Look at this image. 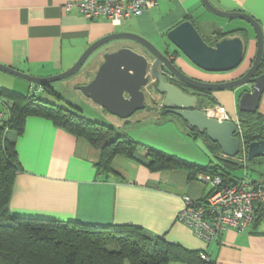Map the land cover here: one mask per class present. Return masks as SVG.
I'll use <instances>...</instances> for the list:
<instances>
[{
	"label": "crops",
	"instance_id": "0c3cea01",
	"mask_svg": "<svg viewBox=\"0 0 264 264\" xmlns=\"http://www.w3.org/2000/svg\"><path fill=\"white\" fill-rule=\"evenodd\" d=\"M68 1L72 0H0V64L33 76H51L72 66L86 47L97 39L125 31L139 34L161 50H166L168 57L188 76L217 83L243 75L256 50L250 26L211 13L200 0H159L152 9L122 19L119 24H112L105 17L85 18L75 8L66 11L64 5ZM209 1L219 9L241 11L254 17L260 25L264 44V0ZM185 20L193 23L206 43L217 31L241 34L246 40L245 53L249 57H243V64L241 62L229 71H206L195 66L166 38L170 29ZM122 46L142 52V48L129 39L107 43L96 49L85 66L69 78L70 85L75 88L87 83L101 63L103 52ZM167 75L171 83L181 88L180 84H176L177 79ZM8 76L22 81L15 83L9 79L12 86L5 88L0 84V88L21 93V86L18 85H23V81L29 84V89L37 87L25 79L11 74ZM248 89V85H241L205 92L192 90L200 98L198 108L204 110L206 106L202 105V95L197 91L212 97L214 103L210 107L222 105L232 118L238 119V99ZM147 99L154 104H145L142 109L145 114L156 119L160 116L165 122H175L166 117L168 114L165 111L162 112V97L159 94L152 93L146 96ZM262 100L264 102V95ZM8 102L0 94V121L8 115ZM98 108L104 114V109ZM258 108L255 113L264 117V107L262 110ZM180 122H175V125L178 126V134L185 140L183 152L194 153V140L198 137L189 133L182 119ZM205 142L210 154L206 157L201 155L204 162L184 158L175 152L167 153L200 165L220 163L221 155L209 145L210 141ZM15 149L21 170L15 175L3 215L13 213L60 221L140 227L181 247L205 251L218 264H264V233L259 229L264 217L250 223L243 232L229 228L210 243L196 237L187 225L176 220L178 212L184 207L183 195L201 199L209 192L210 188L202 181L201 173L189 178L182 169L152 172L136 159L122 155L112 159L111 171H102L96 167L100 156L96 147L86 139L56 127L49 119L35 115L26 117L22 133L15 136ZM249 179L264 182V178L250 176Z\"/></svg>",
	"mask_w": 264,
	"mask_h": 264
},
{
	"label": "trees",
	"instance_id": "16d2710c",
	"mask_svg": "<svg viewBox=\"0 0 264 264\" xmlns=\"http://www.w3.org/2000/svg\"><path fill=\"white\" fill-rule=\"evenodd\" d=\"M225 34L217 31L207 43L212 45ZM263 70L264 49L257 72ZM41 88L54 95L48 84L41 85ZM181 88L184 92L194 94L192 87L184 85ZM0 94L9 100L8 115L0 121V264H38V261H43L42 264H125V261L129 264H218L211 258L202 259V251L181 247L140 227L60 221L13 213L3 215L11 196L15 175L21 170L15 149V136L22 133L27 116H40L96 147L100 153L96 167L102 171H111L112 159L122 155L136 159L152 172L182 169L189 178L201 173L219 176L224 179V183H232L241 179L234 177L230 170L239 167L242 160L246 161L247 144L264 138L263 116L257 112L238 113L241 129L236 136L240 141V150L234 157L222 154L218 145L211 142L205 133H200L195 128L189 129L191 135L210 141L209 145L221 155L220 163L200 165L132 140L124 133L115 132L111 124L86 118L73 106H61L42 100L34 94L26 95L5 88H0ZM201 95L202 104L214 103L209 94ZM183 123L186 125L184 121ZM262 217L264 207H256L251 223ZM27 254L31 256L27 257Z\"/></svg>",
	"mask_w": 264,
	"mask_h": 264
},
{
	"label": "water",
	"instance_id": "95a60500",
	"mask_svg": "<svg viewBox=\"0 0 264 264\" xmlns=\"http://www.w3.org/2000/svg\"><path fill=\"white\" fill-rule=\"evenodd\" d=\"M200 1L211 13L225 18L243 19L252 27L256 50L249 68L240 77L217 83L190 77L174 64L166 50H161L139 34L125 31L97 39L86 47L72 66L51 76H33L3 64H0V71L30 81L33 86H41L75 75L99 47L115 40L129 39L139 45L142 52L126 46L103 52L102 61L93 77L87 83L76 85V89L106 112L122 119L144 109L146 96L157 93L162 97L166 113L178 116L189 129L195 128L205 133L211 142L218 145L222 154L234 157L240 150L235 123L208 116L205 110L197 107L200 98L171 83L167 74L189 87L205 91L248 85L249 89L244 90L238 99V111L255 113L264 95V71L256 74L264 49L262 31L258 21L247 13L225 11L215 7L209 0ZM166 38L192 64L206 71L236 68L242 62L246 50V40L241 34H226L216 40L214 45H208L189 20L170 29ZM147 85L152 89L151 92L146 90ZM246 156L247 159L264 157V138L249 142Z\"/></svg>",
	"mask_w": 264,
	"mask_h": 264
},
{
	"label": "built area",
	"instance_id": "2783aa9c",
	"mask_svg": "<svg viewBox=\"0 0 264 264\" xmlns=\"http://www.w3.org/2000/svg\"><path fill=\"white\" fill-rule=\"evenodd\" d=\"M159 0H72L64 5L66 11L75 8L85 18L105 17L112 24L138 15L158 4ZM208 116L219 121H233L240 134L238 119L232 118L225 107L215 105L204 109ZM245 163V162H244ZM202 181L210 185L208 194L195 201L183 195L184 207L176 220L187 225L192 233L205 243L216 241L227 229L243 232L253 221L256 207H264V183L253 182L247 176L232 183H223L221 177L202 174ZM200 257L208 260L205 252Z\"/></svg>",
	"mask_w": 264,
	"mask_h": 264
},
{
	"label": "rangeland",
	"instance_id": "374dc122",
	"mask_svg": "<svg viewBox=\"0 0 264 264\" xmlns=\"http://www.w3.org/2000/svg\"><path fill=\"white\" fill-rule=\"evenodd\" d=\"M230 21L240 23L243 26L244 25L250 26L243 19L232 18ZM250 28L252 29L251 26ZM252 33H253V29H252ZM244 57H246L247 59L249 57V54L245 53ZM85 64L83 66H85ZM0 75H1L0 84L3 87L5 86V88L12 86L9 79H13L11 81H14L15 83L22 81V80H16V78H11V76H8V74H2V72H0ZM71 77H73V75L68 78L62 79V80L53 81L48 84L53 90L54 95L50 94V92L42 90V88H40L41 86L39 85H37L35 89H29V84L27 82L25 83L24 81H23L24 83L23 85H18V86H21L19 87L20 88L19 91H21V93L23 92L22 94H26V95L34 94L35 96H39L42 100H48L50 102H55V104H58L61 106H73L77 108L80 111V113L84 115L86 118L91 119V120L103 121L108 124H111L115 128V132L124 133L126 136H128V138L132 140L139 141L142 144H146V145L149 144L151 146L159 148L160 150L162 149L166 152H170V153L175 152V154H178L187 159H192V160L194 159V160H198L199 162L200 160H202L201 162H204V159H202L203 157L201 155H205L206 157L207 155L210 154L208 152L209 149L207 147V143L205 142L204 138H201V137H198L194 140L195 141V144L193 146L194 153L183 152V149H185L184 145H186L185 140L184 138H182V136L178 134L179 133L178 126L175 125V122L181 123L178 116L167 113L168 115H166V117H170L171 120L175 122H165L164 120H161L160 116H158V118L160 119H156L153 117V115L145 114V110H142V109L136 111L133 115L125 119L119 118L117 116H114L102 110L104 112L103 114L102 112H100V110H97L99 109L97 104H95L94 102L86 98L85 96H82L83 94L79 90L76 89V86L74 88L73 86L70 85L69 78ZM29 90H30V93H29ZM146 90L148 92L152 91L149 85L146 86ZM147 96H150V94H148ZM145 104L150 106L154 104V102L151 101L150 99H147L145 100ZM263 104L264 102L262 100L258 108L259 110L263 109L264 107ZM204 106H206L205 107L206 109L211 108L209 105H204ZM227 112L230 115V112L228 110ZM157 115H160V114L157 113ZM230 116L232 117V115ZM233 118H236V117H233ZM9 136H12V134H9ZM242 162L239 167L230 170V172L232 173L234 177L237 176V177L242 178L246 174L248 178H250V176L255 179L264 178V157L263 156L255 157L253 159H246L245 163L242 160ZM221 181H224V179L221 178ZM205 184L208 186V188L210 187L208 183H205ZM201 199H193V200L199 201ZM259 229L261 232L264 233V219H263V222H261V224L259 225ZM27 255H28L27 257L31 256V254H27ZM40 256L43 257L44 255H40ZM47 256L50 257L51 255H47ZM42 262L43 261H38V264H42ZM124 263L129 264L127 261H125ZM170 264H180V263L175 262V263H170Z\"/></svg>",
	"mask_w": 264,
	"mask_h": 264
},
{
	"label": "flooded vegetation",
	"instance_id": "af4514ba",
	"mask_svg": "<svg viewBox=\"0 0 264 264\" xmlns=\"http://www.w3.org/2000/svg\"><path fill=\"white\" fill-rule=\"evenodd\" d=\"M263 71H264V70H263ZM256 74H259V72L256 73ZM173 80H174V79H173ZM175 81H176V84H178V85L180 84V85H179L180 87L183 85V84L179 83L177 80H175ZM175 81H174V82H175ZM182 87H183V86H182ZM197 93H198V94H202L201 92L199 93L198 91H197ZM202 105H203V104H202ZM203 106H204V105H203ZM161 107H162V111H165V108L163 107L162 104H161ZM202 110H203V109H202ZM165 113H166V112H165Z\"/></svg>",
	"mask_w": 264,
	"mask_h": 264
}]
</instances>
